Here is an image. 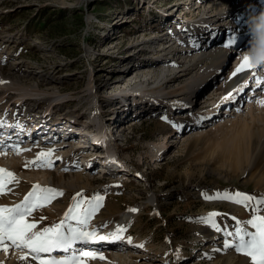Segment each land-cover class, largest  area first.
<instances>
[{
  "label": "rangeland",
  "instance_id": "rangeland-1",
  "mask_svg": "<svg viewBox=\"0 0 264 264\" xmlns=\"http://www.w3.org/2000/svg\"><path fill=\"white\" fill-rule=\"evenodd\" d=\"M191 4L194 5V0H0V95L6 92L5 97L0 96V108L6 113L1 116L12 119L16 124L20 120L25 121L28 125L24 122L19 124L25 128L32 123H28L25 117H19L20 112H9V105L15 102V98L7 97L10 92L28 94L21 97L18 104L15 103L17 107L45 114L42 128L40 121L33 119L35 124L32 128H37V139L22 135L19 140L12 137L0 140V157L4 164L0 168L3 170L0 174V197L10 192L15 194L10 195V203H4L7 204L3 205L4 209L23 205L30 193L41 197L45 195L41 190L52 189L56 194L51 195L47 202L41 201L42 206H34L31 215L24 217L25 222L36 224L33 231H42L62 222L75 226V221L65 220L68 210L75 208L77 213H83L90 210V206H95V198L99 197L100 206L95 207L88 231L98 229L113 233L110 228L124 211L140 207V213L121 229L123 232L120 234L126 235L130 241L139 238L138 242L158 248L156 253L159 254H143L141 248L131 245L126 251L119 252L127 264L132 262L133 255L138 264H177L180 252L186 259L178 264H214L215 261L206 253L221 247L225 241L234 245V236L226 237L228 233L234 234L237 229L256 231L247 221L264 219V206L258 203L264 194L256 189L259 166L253 165L247 174L244 173L245 167H235L241 126L233 127V130L225 127L229 119L238 121V125H243L244 121L251 124V119L246 105L242 107L237 102L224 105L222 100L225 96H222L228 72L236 66L238 58L249 51L250 45L264 40V35L234 48L226 57L224 72L195 98L190 97V84L187 93L179 97L181 102H189L187 110L171 105L173 91L181 89L183 77L173 79L168 73L158 86L161 65L144 67V63H155L157 58L148 42L160 37L168 27L176 34L185 20L193 19L195 14ZM198 10L201 13L209 9ZM223 30L222 37L226 40L230 34L228 29ZM202 40H185L184 44L186 48L193 47ZM8 49H11V54ZM148 71L157 73L149 78ZM258 74L262 75L260 71ZM16 80L25 87L10 85ZM207 80L201 83L202 87ZM256 82L255 78L251 80L250 89L257 88ZM137 83H142L140 88L134 87ZM130 87L136 90L130 91ZM235 90L232 89L231 93ZM150 95H154L156 101L146 105L143 98ZM132 96L138 102L136 105ZM215 111L217 116L213 117L211 113ZM94 117L104 124L105 137L112 143L109 149L105 147L103 137L88 147L78 146L82 125L89 127ZM108 118H116L118 122ZM70 121L75 122V131L79 135L64 132L63 127ZM48 126H51L50 130ZM62 139L69 144L65 149L67 157H60L65 150L58 153L60 156L52 155V164L44 170L41 167L50 154L40 156L35 164H31L33 160H21L25 168L18 172L6 159L8 155L9 158L17 156L16 160L21 159L19 149L29 148L30 144V150L38 147L47 151ZM92 149H98L95 150L97 157H89ZM3 152L8 154L3 155ZM100 154L106 159L110 157L108 165L101 161ZM46 171L67 178L80 172L91 183L84 187L47 185L44 183ZM1 176L9 177L8 181L12 183H16L14 177H20L22 181L17 183L19 187L14 191L9 187L17 184L8 187L3 184L5 181ZM34 179L36 182L40 179L41 184L32 185L36 184ZM237 194L254 198L248 202L246 216L231 211L229 207L228 200H237ZM207 195L211 197L204 198ZM53 201H58V204L53 205ZM77 204L80 205L78 208ZM2 215L7 216L8 213L3 212ZM118 241L114 239L112 244ZM89 247L95 250L96 256L109 252L106 250L109 247L103 245ZM227 248V253L234 252L251 260L235 251L234 247ZM56 252H42L35 258V254L30 252L29 262L51 264L54 259L71 260L65 253L63 258H59ZM212 256L219 258L216 254ZM225 256L221 253L220 258ZM85 257L77 255L76 264L90 258ZM101 262L119 264L107 259Z\"/></svg>",
  "mask_w": 264,
  "mask_h": 264
},
{
  "label": "bare ground",
  "instance_id": "bare-ground-1",
  "mask_svg": "<svg viewBox=\"0 0 264 264\" xmlns=\"http://www.w3.org/2000/svg\"><path fill=\"white\" fill-rule=\"evenodd\" d=\"M223 3H226V4L224 5ZM191 8H193V12L195 14L194 18L190 20H185L186 22L188 21V23L185 22L186 24L183 23L181 26H179L181 28L180 30L177 29L178 31L176 34H174L173 33L174 31L172 32L171 28L168 27L164 30L163 34H161L160 37L157 36L153 40H150L148 42V45L151 46V49L153 50L152 53L154 54L157 53L156 55L157 58L155 60V63L149 62L147 65L146 63H144V67L148 65L150 66V64L152 67L154 64H157V63L161 65V67H159L158 69L161 72L160 78H158L160 79L159 82L157 83L158 86H161L160 82L167 77L168 73L169 75L173 76V79H180L181 77H183L182 79L184 80V83L181 89L173 91V94H172L173 98H171L173 100L171 101V105L173 108L175 106H176L175 108L184 107L183 109L186 108V110L189 109L190 107V104H187L189 102L188 101L181 102L182 99H180L179 97L183 95L184 93L185 94L187 93V90L190 88V84L192 85L191 91H190V97L195 98L198 94L201 93V91H203L206 87L210 86L214 82V80L218 79L220 74L224 72V65H225L224 63H225L226 57H229L231 55L234 48L238 49L242 45L247 43L249 40H253L260 35H264L263 34L264 33V0H229V1L228 0L227 1L225 0H194V5H192ZM198 8H200L201 10L208 8L209 10L207 11L204 10L200 13ZM197 13H200L199 18L195 19L196 16H198ZM206 13H209V15L207 16ZM246 24H248V26H245ZM224 25L226 27H223ZM222 28H224L225 31L226 29H228L229 31L228 33L230 34V36L226 40H224V38L222 37V35L224 34V32L222 33ZM177 34L179 35V38ZM175 35L177 36V38L174 37ZM249 35H251V38L249 37ZM203 37L205 38L204 40L201 39ZM185 40H191V41L202 40V42L199 44H195V46L193 47L190 46L186 48L185 47L186 45L184 44ZM248 49L249 51L245 52L244 54H242V56H240V58H238L236 62L237 63L236 66H234L228 72L227 78L225 79L226 86L224 87V94L222 96V98L225 96L224 97L225 99L223 98L222 101H224L223 102L224 105L232 103V102H235V103L237 102L238 105L240 106L241 104L242 107L243 105H246L245 109H246V112L249 118L251 119V124L244 121L243 125H238V121L231 122V120L229 119L230 122H226L228 120H225V122L227 123V124L225 123L226 124L225 127L226 128L231 127L232 129L233 127L241 126L240 127L241 137L238 139L240 140V142H239V146L235 150V153H236L235 154V159H236L235 167H239V169L242 167H245L244 173L247 174L250 171L249 169L252 168L253 165L257 164V167L259 166L258 172H257L259 173V175L256 179V182H257L256 189L258 193L264 194V105H262L261 103V101H264V62H262L264 61V40L261 43H254L253 45H250ZM8 53L11 54V49H8ZM12 53H13V50H12ZM245 57L249 58V61L252 66L245 68L244 71H238L241 64L244 63ZM260 64H261L262 69L260 68ZM257 67L259 68L257 69ZM148 70H152V69H148ZM258 71H260L262 75H259ZM156 73L157 72L153 73V71L147 72V74L149 75V78H152L153 75L155 76ZM241 75H243L242 78L240 77ZM207 78L208 80L204 83L205 85L202 87L201 83ZM253 78H255L256 81L257 80L261 81V83L256 82L255 86L257 88L250 89V86H251L250 83ZM10 85L25 87L24 85L19 83L18 80L10 82ZM140 85H142V83H137L134 87L140 88ZM234 88L236 89L235 92L231 93V90ZM130 89H132L130 91L136 90V89H133L132 87H130ZM248 89H250L249 91L250 93H247ZM4 93L6 92H3L0 96H4ZM193 93L195 95L191 96ZM26 95L28 94L24 92L23 94H18V93L16 94L14 92H10L7 97L13 98V99L15 98V102L11 103L9 105V109L8 108L7 109L9 110L10 113L14 111L20 112L18 113L19 117H25L24 119L27 120L28 123L32 122L31 125H29V127L26 126L28 128H25L24 126L19 125L21 122H24L23 124H27L25 121H21V120L19 121V124L12 123V119L6 118V117L3 118L1 116L2 114L4 116L5 112L3 108H0V120H1L0 121V140L3 141L4 138L8 139L10 137H12L13 140H19V139H22L21 138L22 135H27L28 137L37 139V128H35V126L33 127L35 131H33L34 129L32 128V126L35 124L33 122V119L35 121H40V128H42L43 124L41 125V123L45 118L44 117L45 114L36 113V111H34L31 108L25 109L24 107L22 108L17 107L15 103H17L18 100L21 101L22 99L21 97L26 96ZM155 98L156 97L154 95L153 96L150 95L149 97L145 96L143 100H145V102H147V104L146 103L145 104L148 105V104H151V101H156ZM132 100L134 101L135 105L138 103L134 96H132ZM28 101H31V98L28 99ZM122 107L123 106H120V108ZM136 108L138 109L139 106L137 105ZM34 114L36 115L34 116ZM211 115H213V117L217 116V112L216 111L212 112ZM87 119H90V117L88 116ZM108 119L112 120L114 123L118 122L116 118L115 119L108 118ZM90 121H91V124H89V127H87L86 124L82 125V127L83 126L84 127L81 129L82 130L80 132L81 135H79V133H76L75 131L76 125L74 121H70L65 124L66 127L65 126L63 127L65 130L64 132H67V134L70 132L71 135H79L78 138L81 141L78 144V146L86 145V147H88L90 146V144H94L96 140H101V137H103L105 147L109 149L108 146L109 144H112V143H111V140L107 141V138L105 137L106 133L104 130L103 122L98 120V117H94ZM258 121H261L262 124L261 123L259 124ZM80 128L81 126H79V129ZM50 129H51V126H48V130ZM174 132H177V130H175ZM68 145H69L68 142L62 139L61 142H58L56 146H52V148H50L49 150L44 151V150H40L38 147H34L33 149L30 150V147H32V144H30L28 145L29 148L19 149L18 154L19 156L21 155V159L19 158L18 160H16L15 157L17 156L15 157L12 156V158H9V155L5 157L8 161H10V164L14 168L13 170L15 172H18L25 168V164L23 162L21 163V160H24V159L30 160V161L33 160L31 164H35L37 159H39L40 156L44 157L45 155L50 154V156L46 158L47 160H45L44 166L41 167V169L44 170V168L52 164L53 162L51 159L52 155H56V154L58 155V153L67 149L68 147L66 146ZM95 145L98 146L99 144H95ZM28 149L30 150L29 153H28ZM95 150H98V149H95ZM95 150L94 149L90 150L89 157L98 156L97 154L98 152H95ZM66 153L67 151L61 152V156L60 155L58 156L64 159L66 156ZM4 154H8V153L3 152V155ZM102 154L106 155V157L108 156L106 152L105 153L103 152ZM106 157L100 154L101 161L105 162L104 165H108L107 160H109L110 158L109 157L106 159ZM5 160H4V163H5ZM3 165H4L3 159L0 157V168L4 167ZM90 167L91 165L88 164L87 168L90 169ZM102 168L104 169L103 166ZM77 169H75V171H81ZM107 170L108 169H105V171ZM0 174H2V171H0ZM1 178H2V181L3 180L5 181V183L3 182L2 183L4 185H7L8 187L11 184H17V183H20V181H22V178L20 177H14L16 180L15 181L16 183H12L8 181L9 177L1 176ZM44 181H45L44 183H47V185H54V186L56 185L59 187H64V186L84 187L86 186V184L91 183V181L84 178L80 172L74 174L73 177L67 178L62 175L56 176L54 173L46 171ZM39 182H41L40 179H39ZM39 182H36V184L33 183L32 185H37ZM18 187L19 186L17 184L12 188L9 187V189L16 191ZM10 195H15V194H12V192H10V193H5L3 196L0 197V209H2L3 205H7L4 203H10L11 201ZM209 197H211V195H207L204 198H209ZM236 201L237 200L235 199L228 200V202L231 205L229 206L231 208V211H236V212H239L242 216H246L249 212V210L246 208L247 206L245 205L244 202H236ZM53 202H54L53 205L58 204V201L57 202L53 201ZM9 207H10V204H9ZM140 210H141L140 207H132L129 210L124 211L120 215V217H118L117 220L114 221L110 230L113 232H116L118 229L121 230L123 227L131 223V221L140 213ZM95 231L98 232V235H102L106 238L110 237L111 232L109 231L103 232L98 229ZM122 232L123 231L119 232V241L115 245L112 244L113 239H110V238L104 241H99L96 238L90 237L89 239L95 240V242L88 244V246L83 245L85 250L94 252L95 250L91 249L89 245L92 246L94 244H100V245H103L104 247H109L106 249V250H109V252L104 251L105 253L104 252L99 253L96 256L97 258H92L89 256L90 258L83 260L81 264H103L101 261L106 260V259L108 261L118 262L119 264H127L125 263V258L123 254L119 252L126 251L128 249L127 247L131 245H133V247L135 248H141L143 251V254L145 253L154 254L155 256L159 254V253H156L157 250L159 251L158 248L147 246L143 241L138 242L139 238H137L134 241L129 242V239L126 238V235L120 234ZM226 237H229V235L227 234ZM113 242H117V241H113ZM3 247L6 248L7 250L6 251L0 250V264H32L29 262L30 260L28 258L29 257L28 253H30L29 249H25L26 251L23 252V249L13 246L12 243L10 241H7L6 239L3 241ZM227 251H228V248L225 247V242H224L221 247L214 248L211 252L206 253V255L210 256L215 261L214 264H247L245 262H250L249 264H252V261L249 260L248 258H245L243 256H237L234 252L227 253ZM56 253H59V258H61L64 255L63 252L57 251ZM181 253L182 252L178 254V259L176 260L177 264L178 262L184 261V259H186L185 254H181ZM221 253H223L226 256L224 258H220ZM213 254H216V256H218L219 258L212 256ZM99 256H103L104 259H99L98 258ZM131 261L132 262L131 263L129 262V264H138L135 255H133Z\"/></svg>",
  "mask_w": 264,
  "mask_h": 264
},
{
  "label": "snow or ice",
  "instance_id": "snow-or-ice-1",
  "mask_svg": "<svg viewBox=\"0 0 264 264\" xmlns=\"http://www.w3.org/2000/svg\"><path fill=\"white\" fill-rule=\"evenodd\" d=\"M251 66L249 58L245 57L244 63L241 64L238 71H244L245 68ZM257 83H261V81L257 80ZM261 103L264 105V101H261ZM0 171L3 170L0 169ZM8 175L11 176V173ZM41 191L45 193L44 196L36 197L35 193H30L23 205L11 209H0V250H7L3 247V241L7 239L17 248L29 249L31 253L35 254L34 258L38 257L42 252L59 251L68 254L71 260L65 259L61 261L54 259L51 264H76L77 255L82 254L83 256L97 258L96 253L78 246L95 242V240L89 239L90 237L96 238L99 241H104L109 238L113 240L119 239V232L121 231L119 229L116 232L110 233L109 238L98 235V232L95 230L88 231L89 220L95 211V207L100 206L98 203L99 197L95 198L97 201L95 206H90V210L84 211L83 213H77L75 208L68 210L65 220L70 219L75 221V226L71 223L65 225L62 222L53 228L33 231L36 228V224L25 223L24 217L31 215L34 206H42L41 201L47 202L51 198V195L56 194L52 189H43ZM237 197L236 202H241L242 199L246 206H249L248 202L254 199L251 196L241 197V194H237ZM225 199H231V197H225ZM258 203L264 206V198ZM79 206L77 204L76 208ZM255 211L256 209L253 208V212ZM3 212H7L8 215H2ZM209 219L211 220L212 217L210 216ZM247 223L256 229V231L247 232L242 229H237L234 234L228 233L229 236H234L235 243L234 245H230L228 241H225V247H234L235 251L250 257L252 264H264V219L254 218L247 221ZM129 242L131 241L129 240ZM98 258L104 259L103 256H99Z\"/></svg>",
  "mask_w": 264,
  "mask_h": 264
}]
</instances>
